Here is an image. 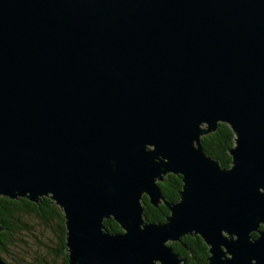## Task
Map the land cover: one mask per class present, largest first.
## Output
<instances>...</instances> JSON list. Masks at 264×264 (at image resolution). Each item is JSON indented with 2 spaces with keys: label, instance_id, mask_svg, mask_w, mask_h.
I'll use <instances>...</instances> for the list:
<instances>
[{
  "label": "water",
  "instance_id": "1",
  "mask_svg": "<svg viewBox=\"0 0 264 264\" xmlns=\"http://www.w3.org/2000/svg\"><path fill=\"white\" fill-rule=\"evenodd\" d=\"M0 195L61 208L68 264H264V0H0Z\"/></svg>",
  "mask_w": 264,
  "mask_h": 264
},
{
  "label": "trees",
  "instance_id": "2",
  "mask_svg": "<svg viewBox=\"0 0 264 264\" xmlns=\"http://www.w3.org/2000/svg\"><path fill=\"white\" fill-rule=\"evenodd\" d=\"M204 151L218 159L222 166L231 164L229 149L234 145L235 133L225 122H218L214 131L202 134L200 138ZM167 201H176L179 198V190L182 186L181 176L175 173H167L163 180L157 181ZM144 206L143 217L145 220H164L169 212L168 208L160 203L158 206L151 204L146 195L142 197ZM37 220L42 225L41 240L48 239L50 233L55 237L54 246L49 245V250L62 256L63 264H68L65 246V223L61 208L47 195H42L38 201L29 200L19 196L10 198L0 195V257L8 264H20L19 261H9L4 257L10 255L11 246L15 240L21 239L23 231H32L33 221ZM103 225L106 230H121L119 224L113 218H105ZM260 228L264 224H260ZM256 236L257 232L252 231ZM174 250L185 258L184 264H205L208 257L207 245L199 235L184 234L180 241L171 242Z\"/></svg>",
  "mask_w": 264,
  "mask_h": 264
},
{
  "label": "rangeland",
  "instance_id": "3",
  "mask_svg": "<svg viewBox=\"0 0 264 264\" xmlns=\"http://www.w3.org/2000/svg\"><path fill=\"white\" fill-rule=\"evenodd\" d=\"M33 222V230L23 231L21 239L24 241L15 240L10 255L4 254V258L19 261L20 264H63L62 256L48 248L49 245L54 246L55 237L50 233L48 239L42 242V225L37 220Z\"/></svg>",
  "mask_w": 264,
  "mask_h": 264
},
{
  "label": "flooded vegetation",
  "instance_id": "4",
  "mask_svg": "<svg viewBox=\"0 0 264 264\" xmlns=\"http://www.w3.org/2000/svg\"><path fill=\"white\" fill-rule=\"evenodd\" d=\"M262 228H264V227H262ZM257 235V234H256ZM254 236V235H253Z\"/></svg>",
  "mask_w": 264,
  "mask_h": 264
}]
</instances>
